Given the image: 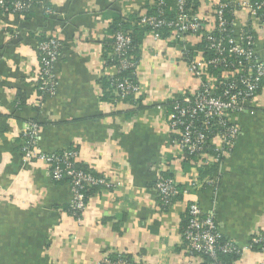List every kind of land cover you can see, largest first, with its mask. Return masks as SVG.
Here are the masks:
<instances>
[{
	"label": "crops",
	"instance_id": "1",
	"mask_svg": "<svg viewBox=\"0 0 264 264\" xmlns=\"http://www.w3.org/2000/svg\"><path fill=\"white\" fill-rule=\"evenodd\" d=\"M147 3L39 0L27 20L0 16V264H101L110 253L123 252L142 264H204L182 238L194 201L240 246L264 232V83L257 102L235 116L242 133L221 168L222 179L200 191L191 186L199 173L183 169V151L163 108L200 86L171 37L156 40L150 32L140 47L142 108L103 102L99 81L117 73L103 60L112 12L133 16ZM207 10L203 5L200 12ZM251 28L264 63V16ZM43 35H55L62 49L54 68L56 92L39 105ZM197 42L189 39L191 47ZM31 121L39 126L41 152L75 148L78 163L114 182L88 199L80 219L68 210L70 184L54 181L43 161L25 160L23 133ZM166 171L189 193L162 210L155 185ZM236 264H264V252L246 250Z\"/></svg>",
	"mask_w": 264,
	"mask_h": 264
},
{
	"label": "built area",
	"instance_id": "2",
	"mask_svg": "<svg viewBox=\"0 0 264 264\" xmlns=\"http://www.w3.org/2000/svg\"><path fill=\"white\" fill-rule=\"evenodd\" d=\"M31 1V0H28ZM168 0H156L160 7L155 16H142L141 23L152 28L156 40L163 39L161 31L170 29L171 38L182 43L181 53L187 62L188 69L200 86L196 91L186 92L175 99L169 126L175 135V143L191 155L203 158L206 164H219L222 168L241 136V128L235 120L238 113L246 111L258 99L259 90L264 83V63L255 52L256 35L251 24L264 15V0H176L177 14L175 18L165 17L163 9ZM198 3L207 7L206 13L195 11ZM24 0H0V16L19 14L27 8ZM240 14L246 15L241 20ZM206 40V49L212 56L205 57L195 51L191 55L188 47L189 39ZM114 51L118 54L120 65L114 66L117 73L124 70H137L138 63L128 55L132 46L131 37L123 32L114 35ZM62 43L55 35L47 37L39 43L40 68L37 77V102L44 103L47 96L56 92L57 79L55 64L60 56ZM221 69L216 76L212 71ZM116 73V74H117ZM120 99L132 95L136 99L142 97L139 82L124 78L114 88ZM122 102L117 101L115 104ZM39 126L31 121L23 133V154L25 160L43 161L56 182L69 179L73 199V214L83 213L87 207L85 190L93 186L111 189L115 185L106 176L96 177L79 169L76 165L79 152L66 150L59 153H44L37 148ZM211 150L212 153H208ZM212 180L199 179L192 183L193 190L203 189L204 183L212 186ZM175 178L161 174L155 185L160 200V208L172 207V199L180 194ZM216 187V185L214 186ZM189 189L184 190V194ZM164 209V210H166ZM222 233L214 214L204 213L197 201L188 206V222L182 232L183 242L190 255L202 258L207 256L209 264H224L220 254L242 256L246 250L257 248L264 252V232L252 235L247 246H240L233 240L221 243ZM101 264H132L128 260H111L105 257ZM136 264H142L136 262Z\"/></svg>",
	"mask_w": 264,
	"mask_h": 264
},
{
	"label": "trees",
	"instance_id": "3",
	"mask_svg": "<svg viewBox=\"0 0 264 264\" xmlns=\"http://www.w3.org/2000/svg\"><path fill=\"white\" fill-rule=\"evenodd\" d=\"M27 3V8L23 10L21 13L17 14L18 16H23L24 20L29 19V16L33 13L34 8H36L39 5V0H24ZM260 1V0H257ZM167 5L163 8L165 10V17L168 19H173L175 18L177 14V9H176V0H168ZM201 5H199L198 8V3L195 5L194 10L200 12ZM160 10V7L157 5L156 0H150V3L145 6L144 10L141 12H138L137 14H134L133 16H128L125 17L122 15L119 11H113L112 12V23L109 27V30L107 32V37L104 40V46H103V60L104 64L106 67H114V66H119L120 65V59L121 57L115 53L114 51V46H115V40H114V35L117 34L118 32H123L131 37L132 40V46L131 49L128 52L129 56H132L133 61L138 62L140 58V53H141V45L146 37L147 34L152 32V28L149 26H145L141 23L142 16L148 15V16H155L158 14ZM7 15H11L6 13ZM264 16V15H263ZM249 29L252 30V28ZM161 37L163 39H167L171 37L170 29L164 28L161 32ZM47 37V35H43L40 38V42L44 40ZM39 42V43H40ZM175 46H182V43L179 41L174 40ZM207 42L206 40H198L197 45L191 47L190 44H188L189 49L191 50L190 54L195 55V51H199L203 53L205 57L212 56L213 53L207 51L206 49ZM194 49V50H193ZM216 76H219L221 74V69H214L212 70ZM124 78H127L131 80L132 82H139L136 70H124L121 71L120 73H117L115 75H104L99 83L102 87V100L103 102L115 104L117 101H123V102H130L134 104L135 106H139V108H142V97L136 99L134 96L129 95L127 98L120 99L118 96H116L114 92V88L116 87V84L120 81L123 80ZM177 99L179 98L176 97ZM175 98V99H176ZM20 99V98H19ZM175 99L169 100L167 103L163 104V108L165 109V113L167 115V118L170 119V115L172 113V108L173 104L175 103ZM132 112V111H131ZM176 138V137H175ZM70 150H77L75 148H71ZM208 153H212L211 150H207ZM203 158H200L199 156L196 155H191L188 151L184 150L183 151V169L185 172L191 171H196L199 173V179H209L212 180L214 186L219 184L220 180L222 179V171L220 169L219 164H206L205 161L202 160ZM78 160V158H77ZM76 160V165L79 169L91 173L96 177H100L101 175L96 174L95 172L89 170V168H86L82 166L78 161ZM163 175L165 177H172L173 175L169 172H164ZM63 182H68L69 179H65ZM210 184L204 183L203 188L209 186ZM192 186V185H191ZM190 186V187H191ZM180 190V194L175 196L172 199V205L177 202L178 200L183 198L184 190L189 188V186L183 185V186H178ZM103 190L102 186H93L89 189L85 190V197H86V202L88 199H90L91 196L96 194L97 192ZM160 202V200H159ZM166 209V208H164ZM163 209V210H164ZM68 210L71 214H73V209L71 205L68 207ZM168 210V209H166ZM83 213H77L76 215L73 214L74 217L80 219L82 217ZM188 222V216H186V220L184 223V227L187 225ZM184 227L182 230H184ZM186 228V227H185ZM183 232V231H182ZM221 243H225L228 238L222 235V238L220 239ZM184 247L185 243H184ZM255 252H260L257 248L254 250ZM108 258L111 260H128L132 264H136L138 262L135 257H133L130 254H127L125 252L123 253H110L108 255ZM219 258L221 262L224 264H236L238 260H240V256L235 255V254H220ZM204 264H209V258L207 256L203 257Z\"/></svg>",
	"mask_w": 264,
	"mask_h": 264
}]
</instances>
